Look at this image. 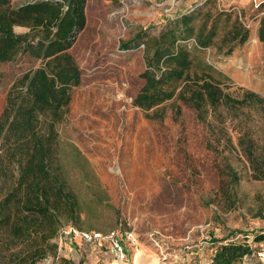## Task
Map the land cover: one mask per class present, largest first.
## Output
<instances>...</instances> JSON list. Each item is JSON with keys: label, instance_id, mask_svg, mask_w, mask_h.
I'll return each instance as SVG.
<instances>
[{"label": "rangeland", "instance_id": "obj_1", "mask_svg": "<svg viewBox=\"0 0 264 264\" xmlns=\"http://www.w3.org/2000/svg\"><path fill=\"white\" fill-rule=\"evenodd\" d=\"M195 8L232 12L250 30L230 54L227 45L222 52L216 45L192 47L195 63L210 62L227 77L223 85L230 91L264 97V0H87L86 26L70 49L82 80L57 125L53 167L77 205L74 216L60 215L61 230L126 232L131 253L145 245L162 264H211L221 244L214 238L247 237L258 252L244 263L264 264V241L255 242L251 232L264 230V179L254 177L242 152L238 121L220 125L211 118L205 124L181 102L180 114L169 103L164 118L151 119L133 103L144 84L145 47L122 49V42L150 26L157 35L169 18ZM28 30L15 27L17 33ZM40 65L29 55L0 63V114L16 80ZM10 187L9 179H0V200ZM60 236L37 245L1 225L0 264H31L43 248L47 255L35 264L96 263L85 253L78 262L68 258Z\"/></svg>", "mask_w": 264, "mask_h": 264}, {"label": "trees", "instance_id": "obj_2", "mask_svg": "<svg viewBox=\"0 0 264 264\" xmlns=\"http://www.w3.org/2000/svg\"><path fill=\"white\" fill-rule=\"evenodd\" d=\"M86 5L87 0H0V63L24 55L41 61L16 80L0 114V179H9L11 184L8 196L0 200V226H8L15 238H33L37 245L57 238L62 231L60 215L74 216L77 210L53 164L57 125L64 119L73 88L82 80V69L70 49L86 26ZM232 15L220 9L202 13L189 9L169 18L157 35L149 33L156 26L141 29L123 41L121 48L145 47V68L140 75L144 84L133 103L148 118H164L169 103L180 114L181 102L194 108L197 119L205 124L211 118L220 125L238 121L242 152L254 177L264 179V97L243 88L230 91L223 85L227 77L222 72L207 60L195 63L192 55V47L216 45L222 52L227 45L224 52L230 54L244 43L250 30L239 15L234 19ZM17 26L29 30L17 33ZM259 35L264 41V23ZM251 232L255 242L264 241V230ZM246 240L214 238L221 244L211 264H245V258L258 252ZM42 250L31 264L47 255Z\"/></svg>", "mask_w": 264, "mask_h": 264}, {"label": "crops", "instance_id": "obj_3", "mask_svg": "<svg viewBox=\"0 0 264 264\" xmlns=\"http://www.w3.org/2000/svg\"><path fill=\"white\" fill-rule=\"evenodd\" d=\"M64 241L69 247L68 258L73 261L78 262L85 253L91 256L95 264H121L114 252L106 245L88 243L79 236H70ZM129 259L133 264H162L160 257L145 245H136L133 253L129 250Z\"/></svg>", "mask_w": 264, "mask_h": 264}, {"label": "built area", "instance_id": "obj_4", "mask_svg": "<svg viewBox=\"0 0 264 264\" xmlns=\"http://www.w3.org/2000/svg\"><path fill=\"white\" fill-rule=\"evenodd\" d=\"M70 236H79L84 241L92 244L108 246L114 252L121 264H133L129 259V248L126 238L128 233L111 230L103 233L101 231L63 229L60 239L63 240Z\"/></svg>", "mask_w": 264, "mask_h": 264}]
</instances>
